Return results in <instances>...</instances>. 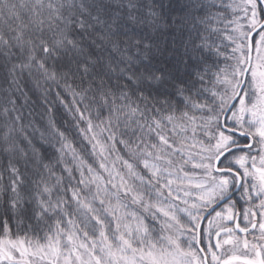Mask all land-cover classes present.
Returning <instances> with one entry per match:
<instances>
[{
    "label": "snow or ice",
    "instance_id": "1",
    "mask_svg": "<svg viewBox=\"0 0 264 264\" xmlns=\"http://www.w3.org/2000/svg\"><path fill=\"white\" fill-rule=\"evenodd\" d=\"M0 264H264V0H0Z\"/></svg>",
    "mask_w": 264,
    "mask_h": 264
}]
</instances>
